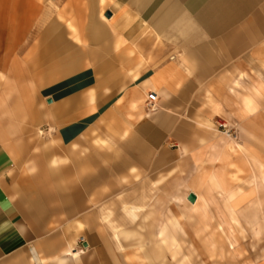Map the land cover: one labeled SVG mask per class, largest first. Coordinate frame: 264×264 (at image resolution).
<instances>
[{"label": "crops", "instance_id": "0c3cea01", "mask_svg": "<svg viewBox=\"0 0 264 264\" xmlns=\"http://www.w3.org/2000/svg\"><path fill=\"white\" fill-rule=\"evenodd\" d=\"M262 54L264 0H0V264H118L146 197L156 227L162 196L223 205L220 124L264 147L226 79Z\"/></svg>", "mask_w": 264, "mask_h": 264}, {"label": "rangeland", "instance_id": "374dc122", "mask_svg": "<svg viewBox=\"0 0 264 264\" xmlns=\"http://www.w3.org/2000/svg\"><path fill=\"white\" fill-rule=\"evenodd\" d=\"M258 61L262 63L258 67H242L226 79L228 93L224 94V98L229 99L221 102L228 103L231 109L232 94L237 97V102L242 105V115L246 114L252 121V124H245L242 117L240 127L252 131L256 126L259 142L264 141L263 54ZM33 103H36L35 99ZM219 129L223 136L229 134L230 143L235 144L236 150L232 149L230 156L241 157L240 164L236 158L235 162L230 160V168L224 174L226 188L223 205L210 199L211 205L193 209L184 204L181 195L162 196L161 225L156 227V215L153 217L151 212L153 204L148 202L151 197H146L145 207L140 213L146 222L139 237L142 242L130 244L128 252L123 253L125 258L120 259L118 264H264V189L253 184L255 190L252 185L251 192L254 198L250 203L246 202L249 198V177L252 182L258 179L264 185V147H257L255 155L250 148L239 146L238 141L248 140V137L237 136L235 128L225 122L220 124ZM230 143L224 147L228 149ZM238 182L241 190L245 186L246 195L235 199L232 184ZM121 253L118 251L119 256ZM127 255L132 258H126Z\"/></svg>", "mask_w": 264, "mask_h": 264}, {"label": "built area", "instance_id": "2783aa9c", "mask_svg": "<svg viewBox=\"0 0 264 264\" xmlns=\"http://www.w3.org/2000/svg\"><path fill=\"white\" fill-rule=\"evenodd\" d=\"M157 99L156 93L155 92H151L147 95L146 98V106L148 107V109H153L155 107V100ZM82 242H84V237L81 236L78 239V243L81 244Z\"/></svg>", "mask_w": 264, "mask_h": 264}, {"label": "bare ground", "instance_id": "6f19581e", "mask_svg": "<svg viewBox=\"0 0 264 264\" xmlns=\"http://www.w3.org/2000/svg\"><path fill=\"white\" fill-rule=\"evenodd\" d=\"M228 137H229V134L220 137L219 140L222 142L230 141V139ZM255 185H256V187L260 186L262 189H264V185H261V183L259 182L258 179H255ZM193 205H194V208H196L199 206V202L197 201V202L193 203Z\"/></svg>", "mask_w": 264, "mask_h": 264}, {"label": "water", "instance_id": "95a60500", "mask_svg": "<svg viewBox=\"0 0 264 264\" xmlns=\"http://www.w3.org/2000/svg\"><path fill=\"white\" fill-rule=\"evenodd\" d=\"M105 16H110V14L108 13L107 15ZM48 102H51V99H47ZM187 199L190 201V202H194L195 199H196V196L193 194V193H189L188 196H187Z\"/></svg>", "mask_w": 264, "mask_h": 264}]
</instances>
